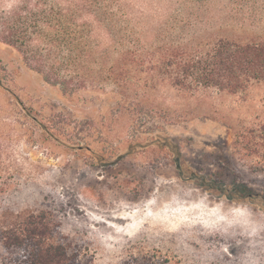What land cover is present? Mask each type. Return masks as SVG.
Returning <instances> with one entry per match:
<instances>
[{"label":"rangeland","instance_id":"obj_1","mask_svg":"<svg viewBox=\"0 0 264 264\" xmlns=\"http://www.w3.org/2000/svg\"><path fill=\"white\" fill-rule=\"evenodd\" d=\"M22 1L0 0V16ZM57 1L85 2L87 16L99 10L85 33L104 64L219 37L264 42V0ZM209 98L198 112L210 117L189 118L159 87L142 105L169 106L168 116L137 112L105 75L64 91L0 42V169L55 192L90 264L137 253L169 264H264V172L233 153L236 135L264 120V87L240 103Z\"/></svg>","mask_w":264,"mask_h":264},{"label":"trees","instance_id":"obj_2","mask_svg":"<svg viewBox=\"0 0 264 264\" xmlns=\"http://www.w3.org/2000/svg\"><path fill=\"white\" fill-rule=\"evenodd\" d=\"M83 4L23 0L0 16V42L64 91L99 85L105 75L129 106L162 118L171 111L169 106H143L159 87L171 89L183 101L180 113L189 118L210 117L198 112L210 93L240 103L255 86L264 87V42L255 40L219 37L195 47L165 45L145 54L125 51L104 64L100 44L90 42L85 33L101 14L96 10L87 16ZM207 107L213 109L212 104ZM233 153L250 172H264V120L236 135ZM23 177L20 171L0 169V264H90L78 233L67 230L66 211L55 192ZM121 264L169 262L137 253Z\"/></svg>","mask_w":264,"mask_h":264}]
</instances>
